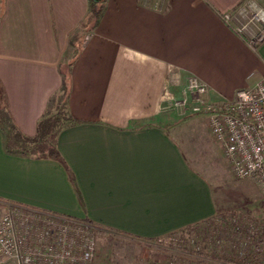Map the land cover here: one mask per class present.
Returning a JSON list of instances; mask_svg holds the SVG:
<instances>
[{
	"label": "crops",
	"instance_id": "0c3cea01",
	"mask_svg": "<svg viewBox=\"0 0 264 264\" xmlns=\"http://www.w3.org/2000/svg\"><path fill=\"white\" fill-rule=\"evenodd\" d=\"M87 10L88 0H0V96L25 135L35 134L61 85L59 64ZM255 10L264 11V0H107L71 69L77 123L57 137L63 161L7 152L0 131L2 206L143 239L215 218L213 186L172 132L181 113L168 108L191 75L213 102L264 77V41L249 45ZM232 220L255 222L248 214Z\"/></svg>",
	"mask_w": 264,
	"mask_h": 264
},
{
	"label": "built area",
	"instance_id": "2783aa9c",
	"mask_svg": "<svg viewBox=\"0 0 264 264\" xmlns=\"http://www.w3.org/2000/svg\"><path fill=\"white\" fill-rule=\"evenodd\" d=\"M223 18L227 21L229 15ZM249 23L258 25L249 39V45L255 47L264 41V11L251 12ZM206 94L205 84L191 75L184 97L173 99V105L204 114L233 177L251 179L264 188V77L253 87L238 89L231 100L208 101ZM2 205L0 202V258L12 264H100L103 257L98 254L95 228L90 223L18 204ZM232 232V237L238 235L237 241L264 253V220L244 221Z\"/></svg>",
	"mask_w": 264,
	"mask_h": 264
},
{
	"label": "rangeland",
	"instance_id": "374dc122",
	"mask_svg": "<svg viewBox=\"0 0 264 264\" xmlns=\"http://www.w3.org/2000/svg\"><path fill=\"white\" fill-rule=\"evenodd\" d=\"M168 110L181 113L176 116V121L180 122L178 130L172 132L183 150L193 158L194 168H199L211 182L219 214L207 229H189L173 238L158 241L100 233L95 229L98 254L103 257L101 261L97 257L98 261L100 264H264L261 252L237 241L236 235L232 237L233 233H230L231 241H236L231 244L226 240L229 226L226 218L229 215L248 214L264 220V188L251 179L233 177L221 146L209 131L204 114L195 113L192 109L182 111L173 103ZM200 150L205 151V161L200 158ZM0 264L11 263L0 258Z\"/></svg>",
	"mask_w": 264,
	"mask_h": 264
},
{
	"label": "trees",
	"instance_id": "16d2710c",
	"mask_svg": "<svg viewBox=\"0 0 264 264\" xmlns=\"http://www.w3.org/2000/svg\"><path fill=\"white\" fill-rule=\"evenodd\" d=\"M106 2L107 0H88L87 13L81 21L79 28L71 33L69 37V47L59 64V72L62 77L61 85L57 91L50 96L46 110L37 122L34 135L29 136L21 132L10 116L6 102H4L0 96V131L7 152L21 156L50 158L63 161L57 149V137L64 128L77 123V120L73 118L68 108V98L71 89V69L87 41L88 33H92L99 24ZM215 218L212 217L200 223L183 227L161 237L148 239L134 237L126 233L104 228L98 230L100 233H115L132 238L158 241L163 238H173L175 235L183 234L189 229H195L196 231L199 228L200 230L207 229L210 223L215 221ZM229 227L231 230H235L236 227L238 229L240 226L236 221L234 222L232 220ZM214 228H217V226L215 225ZM253 238L255 239V235H253ZM262 238L264 239V232ZM261 255L264 258V253H261Z\"/></svg>",
	"mask_w": 264,
	"mask_h": 264
}]
</instances>
